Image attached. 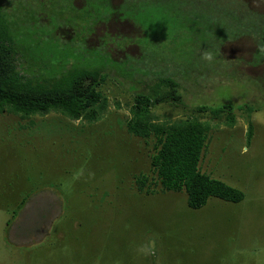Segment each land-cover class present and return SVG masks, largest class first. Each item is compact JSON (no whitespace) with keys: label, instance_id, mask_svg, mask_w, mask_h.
<instances>
[{"label":"rangeland","instance_id":"1","mask_svg":"<svg viewBox=\"0 0 264 264\" xmlns=\"http://www.w3.org/2000/svg\"><path fill=\"white\" fill-rule=\"evenodd\" d=\"M106 1L104 14L113 12ZM203 1L186 9L169 0H125L118 14L145 16L137 22L145 35L136 37L133 22L90 25L94 13L84 8L74 15L75 0H0L20 46L37 52L39 63L25 54L24 68L48 63L60 73L81 64L109 66L102 87L108 107L95 124L56 113L22 118L0 112V264H264V125L238 122L264 105V59L249 65L254 47L248 42L263 35L264 0ZM202 6L210 10L208 18L194 13ZM105 33L132 41L115 40L117 48ZM206 39L228 42L220 61L203 62L201 49L190 56L192 44ZM177 42L182 54L175 53ZM161 75L180 83L183 104L153 109L160 121L195 116L197 106L235 107L233 127L203 117L211 131L200 169L242 191L241 202L210 198L192 209L184 192L136 195L135 175L156 180L154 143L130 135L126 123L136 94ZM120 167L133 170L126 183L119 180ZM147 239L155 242L154 253L136 256L134 245Z\"/></svg>","mask_w":264,"mask_h":264},{"label":"trees","instance_id":"2","mask_svg":"<svg viewBox=\"0 0 264 264\" xmlns=\"http://www.w3.org/2000/svg\"><path fill=\"white\" fill-rule=\"evenodd\" d=\"M213 2L214 0H204L202 5ZM175 3L179 4L178 1ZM182 4L186 9H190L193 1L183 0ZM215 7L213 8L216 10ZM197 9H199L197 13L202 18L209 17L207 15L209 9L203 6ZM191 22L189 18L188 23ZM14 29L10 15L0 4V112H8L22 118L56 113L65 116L68 121H86L90 125L98 122L108 107V98L102 87L107 83L108 76L105 71L109 66L105 64L95 67L81 64L58 73L57 69H52L53 65L42 63L37 70L33 69L31 64L26 69L22 65V62H28L24 59L25 54L38 62L37 52L30 47L20 46ZM143 35L145 33L142 30L141 36ZM194 44L197 45L192 44L189 48L190 56H197L198 49L204 52L211 46L207 39ZM177 46L175 53L182 54L184 49L178 42ZM104 49L111 59L115 60L111 54L115 49H110L109 44ZM138 59L140 68L144 60L140 57ZM66 62L67 60L60 63L58 67ZM133 64L134 62L131 63ZM122 77L130 80L128 75L122 74ZM181 89L180 83L173 75H161L147 89L148 91L137 93L134 97V104L130 109L131 118L126 123L127 132L147 143L149 140L153 141L154 152L150 158L156 176L154 180L155 178L143 172L135 175L136 195L152 198L157 192L164 194L184 192L187 195L188 206L192 209L204 207L210 198L241 202L244 199L242 191L212 178L200 169L208 134L211 131L210 123L202 120L203 117L207 116L233 127L236 124L235 107L232 104H224L216 108L197 106L192 109L195 116L174 121H160L154 116L153 109L163 105L181 106L183 104ZM249 124L248 144L254 133L251 122ZM120 169L124 176L119 180L123 183L128 182L125 177L133 170L129 171L121 167ZM159 186L160 191L156 190ZM132 188L130 189L133 191ZM25 204L24 199L21 207L23 208Z\"/></svg>","mask_w":264,"mask_h":264},{"label":"flooded vegetation","instance_id":"3","mask_svg":"<svg viewBox=\"0 0 264 264\" xmlns=\"http://www.w3.org/2000/svg\"><path fill=\"white\" fill-rule=\"evenodd\" d=\"M169 1H173L175 8H178L179 6H181L180 4L183 3V0H169ZM175 1H178L179 4L177 5L175 3ZM191 1H193V0H191ZM100 2H101V5L99 8H97L96 4L93 1L88 4L87 0H75L72 7L76 11L74 12V10L71 9V12H73L74 15L78 16L79 15L78 13L81 10H83L84 8H87L88 10L87 9L85 10L86 13H91V12L94 13L93 15L88 17V19L92 21L90 23V25H93V26H99V25H104V26L109 25L112 27L117 26V25L124 26V25H129V24H122V22H124V23L133 22V24H131V25H133L134 31L139 30V31H137L139 34L136 33V34H134V36H136V37L141 36L143 23L141 24V23H137V22H139V21L145 22L144 21V19H145L144 15L135 17V15H133L134 12L132 10H130V13L128 12V15L127 14H125V15L124 14H118L116 12V10L120 7V5L125 3V0H119L118 4L114 3V5L112 3V0H109V2H110L109 4L113 8V12L111 11V12L104 14L105 11L103 10V8L104 9L106 8V5L108 4V2L106 0H100ZM194 3L195 2H193V4ZM238 3L239 2H237L236 5H238ZM192 8H196V7L193 5L191 7V9ZM97 10H98V12H97ZM194 13H197V11H194ZM139 15H141V14H139ZM246 15H247V13H246ZM226 16L230 17L231 15H230V13H228V14H226ZM261 22H262V24L260 25V27H264L263 26L264 20L262 19ZM104 35H109L110 40H121V41H128V42H129V40L132 41V39H130L128 35L123 34V33H119V34L117 33V35H115V36H112V34H107V33H105ZM211 39H207L211 43V48L216 47L217 48V50H215L216 52L219 51L218 48H221V51H220V53H221L223 50L222 47L225 46L224 42H227V41L223 40L222 42H218L217 40H211ZM248 42L253 43L251 45L254 47V52L250 56V57H252V61L249 65H252L253 67H255V66L259 65V61L261 60V58L264 59V53H261L259 47L257 46V43H259L262 47H264V32H263V35L261 36V38L258 39L256 37L254 40L248 39ZM227 45L228 44H226V46ZM208 49H209V47H208ZM206 51H207V49H206ZM220 57H221V55H220Z\"/></svg>","mask_w":264,"mask_h":264},{"label":"clouds","instance_id":"4","mask_svg":"<svg viewBox=\"0 0 264 264\" xmlns=\"http://www.w3.org/2000/svg\"><path fill=\"white\" fill-rule=\"evenodd\" d=\"M113 43L116 45L117 48H120L115 40H113ZM257 46L259 47L261 53H264V47H262L259 43H257ZM220 56V49L218 52L213 51L211 46L207 51H204L202 54L200 52V58L203 62L207 64H213L217 61H220L218 58ZM255 122L261 125H264V105L257 108L256 111L250 113V114H242L238 116V122L247 124V122ZM155 251V242L151 239H147L144 241H141L134 245L133 252L138 257H146L148 255L153 254Z\"/></svg>","mask_w":264,"mask_h":264},{"label":"crops","instance_id":"5","mask_svg":"<svg viewBox=\"0 0 264 264\" xmlns=\"http://www.w3.org/2000/svg\"><path fill=\"white\" fill-rule=\"evenodd\" d=\"M238 250H240V249L238 248Z\"/></svg>","mask_w":264,"mask_h":264}]
</instances>
